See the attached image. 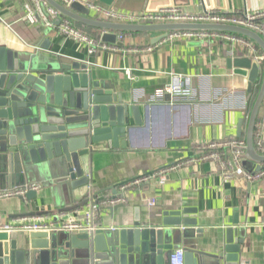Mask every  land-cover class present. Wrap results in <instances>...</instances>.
Here are the masks:
<instances>
[{"label": "crops", "instance_id": "0c3cea01", "mask_svg": "<svg viewBox=\"0 0 264 264\" xmlns=\"http://www.w3.org/2000/svg\"><path fill=\"white\" fill-rule=\"evenodd\" d=\"M104 5L131 13L156 12L173 5L191 13L264 12V0H113L112 6ZM41 8L47 14L43 4ZM23 14L21 0L0 2V46L19 53L27 62L86 65L82 73L89 72L124 103L139 107L141 123L118 137L115 145L105 141L92 152L88 159L89 192L80 198L77 187L74 195L76 192L79 200L72 199L68 187L59 188L41 172L30 174L26 185L15 184L6 176L0 183L5 185L0 189V224L37 216L51 222L70 216L82 221L85 211H91L97 227L153 226L163 216L170 217L172 211L187 208L191 212L181 217H194L196 225L168 226L175 235L172 251H185L192 245L203 252L205 264H264V175L250 180L236 175L227 180L212 162L190 161L200 154L203 143L244 138L250 110L249 70L230 61L246 56L255 61L254 55L239 42L220 36L154 41L159 32H116L123 37L121 44L104 42L113 49L97 48L88 54V45L59 34L56 27L30 24ZM87 16L94 18L91 12ZM260 23L264 26V17ZM94 29L99 30V39L89 35L103 42V31ZM44 39H48L49 49L40 47ZM149 46L151 50L145 51ZM255 50L261 54L257 47ZM255 62L264 68V60ZM44 63H40L42 67ZM178 81L190 87V95H158L165 85ZM241 119L244 123L239 137ZM255 131L256 140L264 143V99ZM258 165L263 168L264 162ZM170 166L162 175L123 187L135 177ZM22 189L21 196L2 195ZM29 190H34L35 196L26 199ZM88 196L85 207L72 208ZM119 198L117 203L102 202ZM228 227H236L238 235L233 238L241 239L237 261L225 258L237 255L226 251ZM185 229H192L193 235L183 236Z\"/></svg>", "mask_w": 264, "mask_h": 264}, {"label": "water", "instance_id": "95a60500", "mask_svg": "<svg viewBox=\"0 0 264 264\" xmlns=\"http://www.w3.org/2000/svg\"><path fill=\"white\" fill-rule=\"evenodd\" d=\"M45 1L62 16L103 30L101 40L106 43L121 44L116 32H159L161 34L154 38L159 41L172 31H215L244 37L264 58V37L244 26L210 22L105 21L87 16L89 10L80 1L68 8L56 0ZM98 1L113 5V0ZM40 44L41 48L49 49L48 39ZM22 58L19 53L0 46V183L9 175L15 184L26 185L30 174L41 172L56 186L68 187L72 199L79 200L89 192L88 159L92 152L105 141L115 145L118 137L139 125V107L124 103L119 95H113L104 84L93 80L89 72L82 73L86 65H61L51 61L46 64L41 60L27 62ZM40 63H44L43 67ZM230 63L249 70V92L252 83L260 77L246 120L242 161L245 170L260 171L262 166L258 164L264 162V154L255 147L254 133L264 99V68L261 70L247 56L232 59ZM243 123L244 119L238 122L239 137ZM77 187H80V198L76 192L74 195ZM1 188L5 185L0 184ZM33 196L34 190L24 195L26 199ZM89 200V196L85 197L72 208H83ZM188 212L191 210L187 208L172 211L170 217L163 216L153 226L135 224L75 233L0 231V264H170L175 235L168 226H195L194 217H181ZM193 232L185 229L182 235L188 237ZM237 232L236 227L226 228L228 253L239 251L241 239L233 238ZM203 256V252L187 245L184 264H205ZM225 258L237 261L238 254H228Z\"/></svg>", "mask_w": 264, "mask_h": 264}, {"label": "built area", "instance_id": "2783aa9c", "mask_svg": "<svg viewBox=\"0 0 264 264\" xmlns=\"http://www.w3.org/2000/svg\"><path fill=\"white\" fill-rule=\"evenodd\" d=\"M3 0H0L2 2ZM64 7H70L73 2L80 1L91 12L95 19L113 21V22H128V23H163V22H210V23H223L238 26H244L260 33L264 37V26L260 20L264 17V12L260 13H222L214 11H200L191 13L181 10L178 6L163 7L156 12H143L131 13L114 10L105 6L104 4L93 0H56ZM23 7V18L30 24L42 23L46 26H53L57 28V32L63 36L70 37L75 41L88 45L87 53L92 54L96 49H113L100 40L92 38L89 34L76 28L68 17L61 16L59 11L50 6L45 0H21ZM41 4L45 6V14L41 8ZM103 31V30H102ZM223 37L227 40L239 42L244 48L252 53L255 61L262 63L264 60L263 55L257 54L255 45L245 39L244 37L237 36L225 32L215 31H172L168 32L165 38L181 39V38H204V37ZM122 35L117 34V39L122 40ZM145 51H150L151 47H146ZM190 87L184 85L182 82H173L164 86L162 91L167 92L173 96H183L191 94ZM246 142L244 138H227L222 140H212L203 143L199 146L201 149L200 154L190 161H209L212 162L224 179H232L236 175L242 176L247 180L258 178L264 175V167L257 172H249L242 166V161L245 156ZM255 147L258 152L264 154V143L258 139L255 141ZM172 168L164 167L157 170L152 175H143L131 179L123 187L138 185L143 181H147L150 177L162 175L163 171ZM23 195L24 190H15L13 192H5L2 195ZM121 199H107L103 203H117ZM152 202V201H151ZM97 227L92 221V212L85 211L84 219L67 217L64 220L51 222L43 216L37 217H24L8 224H0V231H17V232H36V231H56L62 230L67 232H78L81 230L94 231ZM113 230L114 228H109ZM170 264H184V250L176 248L170 255Z\"/></svg>", "mask_w": 264, "mask_h": 264}, {"label": "trees", "instance_id": "16d2710c", "mask_svg": "<svg viewBox=\"0 0 264 264\" xmlns=\"http://www.w3.org/2000/svg\"><path fill=\"white\" fill-rule=\"evenodd\" d=\"M71 23L78 29H81L82 31L86 32L87 34H90L92 36H94L96 39H99V30L97 29H94V27L92 26H88V25H84V24H81V23H78V22H75V21H71ZM125 32H123L124 34ZM127 33H133V34H139L138 33H135V32H127ZM259 85H260V77L257 78L253 84H252V90L250 91L249 93V97H248V110L250 109V106L255 98V95L258 91V88H259ZM257 123V122H256ZM256 127V126H255ZM256 132V131H255ZM254 141H256V137H255V133H254Z\"/></svg>", "mask_w": 264, "mask_h": 264}]
</instances>
